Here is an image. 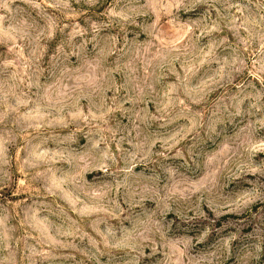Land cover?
Returning a JSON list of instances; mask_svg holds the SVG:
<instances>
[{
	"label": "rangeland",
	"instance_id": "1",
	"mask_svg": "<svg viewBox=\"0 0 264 264\" xmlns=\"http://www.w3.org/2000/svg\"><path fill=\"white\" fill-rule=\"evenodd\" d=\"M0 264H264V0H0Z\"/></svg>",
	"mask_w": 264,
	"mask_h": 264
}]
</instances>
